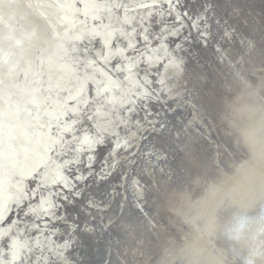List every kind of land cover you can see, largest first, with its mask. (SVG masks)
Wrapping results in <instances>:
<instances>
[{
    "label": "water",
    "instance_id": "1",
    "mask_svg": "<svg viewBox=\"0 0 264 264\" xmlns=\"http://www.w3.org/2000/svg\"><path fill=\"white\" fill-rule=\"evenodd\" d=\"M146 1L0 16V264H185L200 220L169 228L165 207L195 216L222 187L214 215L244 206L229 180L264 147V0Z\"/></svg>",
    "mask_w": 264,
    "mask_h": 264
},
{
    "label": "bare ground",
    "instance_id": "2",
    "mask_svg": "<svg viewBox=\"0 0 264 264\" xmlns=\"http://www.w3.org/2000/svg\"><path fill=\"white\" fill-rule=\"evenodd\" d=\"M15 1L19 2V0H0V16L4 15L5 13H6L5 15H7L8 11L10 12L11 9H13L12 10L13 12L17 11L16 6L12 5ZM20 1H22V0H20ZM68 3H67V5H68ZM148 3H150V2L146 1V3L144 2V4L142 3V5H147ZM151 3H150L151 5H154L155 3L158 4L159 1L153 0ZM70 4H72L71 1H70ZM71 11H72V13H71ZM43 12L45 13V11H43ZM70 13L74 14V15L72 16ZM50 14L54 15V12H51ZM77 14H78V11L75 9L74 4H72L71 9L66 6L64 8H60L59 10H57L56 16H58L59 18H62V19H67V18L70 19L71 18L72 22L75 23V19L77 18ZM1 19H2V17L0 18V21H1ZM92 27L94 28V30H99L98 25H93ZM132 42H131V44H132ZM119 51H120V53L122 52L121 56H123L125 49H121V47H120ZM99 79H101V78H99ZM71 98L76 99V92H75L74 96H71ZM238 112L235 111L234 117L239 116V114L236 115V113H238ZM249 137H251V135H249ZM253 138L254 137H251L248 140L253 139ZM90 144L94 145V142H90ZM48 151H49V146L46 148L44 147L43 149H40L39 152L44 153V152H48ZM223 155L225 156L226 154H223ZM239 169H241L240 173H237L235 171V173H237V174L232 175L230 177V180H229V187L231 186L232 188H235V191L230 194V198L235 204L239 203V204H242L245 206V205L249 204L252 200H254L258 196V194L261 192V190H264V147L263 148L261 147L257 151L256 157L252 160V162H250L249 164L246 163L244 165H241L239 167ZM227 184L228 183H226V185ZM184 191L189 196L193 194L192 191H188L186 189ZM221 192L223 194L226 193L227 192L226 187H222L220 190L211 191L207 195L203 196L201 203H196L194 205L195 210L199 213H197L195 216H192V217L188 216V218H186L184 216L183 217L178 216V214L176 213L177 210H173L172 209L173 206H171V205L165 207L168 210L170 216L174 217L173 219L170 218L172 223L169 224V228L175 226V223L177 222L176 218L179 220L181 219L180 223H182L183 225H187L189 227H195L197 224V221L198 220L201 221V219L203 217H212L214 215V213L216 211H218V208L221 207L220 203H218L219 199L222 198L221 196H223ZM205 199H207V200H205ZM209 200H210L211 204H209V206H207L206 203H208ZM184 201H185V199H183L182 203H184ZM159 228H160V230H162L164 232L169 231V228L167 227V225H166V227L162 226ZM179 236H180V234H177V235L175 234L176 239ZM189 237L191 239L189 238L190 240H189L186 252L187 251H193L195 258H198L201 255L207 254L211 258L212 264H223V258L212 256V250L215 248H218V246L216 244V240L213 237L207 235L206 231L202 230L201 226L199 227L198 232H195V234L192 233V235L189 234ZM186 252H184V253H186ZM171 262H173V260ZM135 264H138V263H135Z\"/></svg>",
    "mask_w": 264,
    "mask_h": 264
},
{
    "label": "clouds",
    "instance_id": "3",
    "mask_svg": "<svg viewBox=\"0 0 264 264\" xmlns=\"http://www.w3.org/2000/svg\"><path fill=\"white\" fill-rule=\"evenodd\" d=\"M202 230L219 242L212 256L223 264H264V190L245 206H234L221 217H203ZM185 264H212L205 254L194 258L189 253Z\"/></svg>",
    "mask_w": 264,
    "mask_h": 264
}]
</instances>
